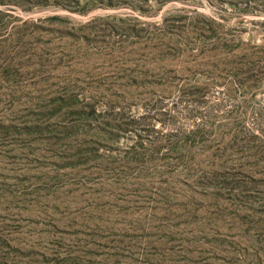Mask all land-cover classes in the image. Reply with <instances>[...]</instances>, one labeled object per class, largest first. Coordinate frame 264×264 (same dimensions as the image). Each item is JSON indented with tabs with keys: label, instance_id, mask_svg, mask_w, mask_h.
Masks as SVG:
<instances>
[{
	"label": "rangeland",
	"instance_id": "374dc122",
	"mask_svg": "<svg viewBox=\"0 0 264 264\" xmlns=\"http://www.w3.org/2000/svg\"><path fill=\"white\" fill-rule=\"evenodd\" d=\"M0 264H264V0H0Z\"/></svg>",
	"mask_w": 264,
	"mask_h": 264
}]
</instances>
